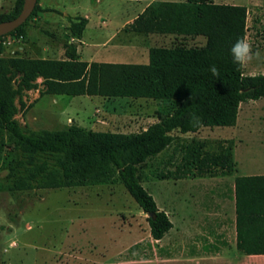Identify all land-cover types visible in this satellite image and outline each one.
Segmentation results:
<instances>
[{
  "label": "trees",
  "instance_id": "16d2710c",
  "mask_svg": "<svg viewBox=\"0 0 264 264\" xmlns=\"http://www.w3.org/2000/svg\"><path fill=\"white\" fill-rule=\"evenodd\" d=\"M23 2L16 0L12 11H0V22L17 17ZM39 10L37 2L27 21L12 32L20 31ZM248 14L245 5L215 0H154L128 30L203 36L206 43L152 47L148 63L82 60L78 43L72 41L65 44L62 58L11 57L9 70L19 73L27 88L42 78L43 94L168 99L177 106L139 132L95 131L73 123L61 129L24 130L0 88V158L8 139L17 153L8 163L9 188L23 191L119 181L146 214L154 215L148 216L151 236L163 238L173 223L143 186L140 165L175 144V131L186 134L206 126H235L241 103L264 98V74L246 75L230 51L238 39L247 37ZM88 22L85 16L70 19L73 39L83 38ZM212 66L218 76L211 73ZM234 145L232 139L222 140L211 151L206 140L181 142L175 170L158 173V178L231 174L236 167ZM234 192L237 248L245 254H264V175L237 176Z\"/></svg>",
  "mask_w": 264,
  "mask_h": 264
},
{
  "label": "rangeland",
  "instance_id": "374dc122",
  "mask_svg": "<svg viewBox=\"0 0 264 264\" xmlns=\"http://www.w3.org/2000/svg\"><path fill=\"white\" fill-rule=\"evenodd\" d=\"M0 1V11H12L16 4V0ZM152 1L39 0L36 16L20 31L0 37V88L21 127L61 129L73 123L95 131L132 133L170 114L177 106L174 100L43 94L42 78L27 88L21 83V75L8 67V60L18 54L62 58L65 44L71 41L78 43L79 56L84 60L92 57L96 61L128 63H148L152 47H195L206 43L203 36L128 30ZM215 1L248 6L247 39L253 51H260L261 59L245 64L244 73L264 74V6L258 8L249 0ZM81 16L89 22L79 41L72 38L69 26L70 19ZM252 124L263 129L250 132ZM174 134L175 144L140 165L142 184L159 204L176 186L172 179H159L158 173L175 170L181 142L206 140L208 149L216 151L219 141L232 139L237 168L241 173L248 171L251 146L264 147V99L241 103L239 120L233 128L209 126L198 133ZM15 157L17 153L8 139L0 158V264H51L60 253L72 249V254L78 255L81 249L89 250L92 241L106 245L111 237L128 242L123 255L131 257L137 250L135 240L143 237L147 243L152 237L148 214L123 183L13 191L9 188L8 163ZM230 203L228 198L221 204V212L227 217L232 215ZM146 252V257L152 252L148 245Z\"/></svg>",
  "mask_w": 264,
  "mask_h": 264
},
{
  "label": "crops",
  "instance_id": "0c3cea01",
  "mask_svg": "<svg viewBox=\"0 0 264 264\" xmlns=\"http://www.w3.org/2000/svg\"><path fill=\"white\" fill-rule=\"evenodd\" d=\"M249 2L258 8L264 6V0H249ZM240 5L247 6L244 3ZM41 6L44 9L47 8L44 4ZM86 61L96 60L91 57ZM100 62L105 61L100 60ZM259 100L251 101L258 103ZM54 102H57V99H54ZM208 127H203L198 132ZM262 129L252 124L250 132L254 130L256 133ZM235 163V170L231 174L170 178L176 187L169 192L162 204H157L168 214L173 227L161 239L151 237L147 239V243L144 242L143 237L135 240L133 244L137 245V250L131 257L123 255L128 248V242L111 237L106 245L92 241L88 244L90 249L86 251L81 249L78 255H73L72 249L69 253H60L51 264H140L137 262H144L142 264H264V254H245L237 248L234 192L237 176L264 175V147L251 146L248 171L241 173L237 168L238 163L236 161ZM228 198L231 200L232 215L227 217L224 212H221V204L223 205ZM228 222L229 225H227ZM147 245L152 248L148 257H146Z\"/></svg>",
  "mask_w": 264,
  "mask_h": 264
},
{
  "label": "clouds",
  "instance_id": "9594fccd",
  "mask_svg": "<svg viewBox=\"0 0 264 264\" xmlns=\"http://www.w3.org/2000/svg\"><path fill=\"white\" fill-rule=\"evenodd\" d=\"M231 55L233 62L239 66H244L253 59H261L259 50L253 51L252 45L249 43L247 37L238 39L231 47ZM214 76H218L219 72L215 66L210 69ZM198 117H193V121H197Z\"/></svg>",
  "mask_w": 264,
  "mask_h": 264
},
{
  "label": "water",
  "instance_id": "95a60500",
  "mask_svg": "<svg viewBox=\"0 0 264 264\" xmlns=\"http://www.w3.org/2000/svg\"><path fill=\"white\" fill-rule=\"evenodd\" d=\"M37 2L38 0H24L22 10L17 17L0 22V37L9 34L24 24L34 11ZM148 216L153 217L154 215L148 213Z\"/></svg>",
  "mask_w": 264,
  "mask_h": 264
}]
</instances>
